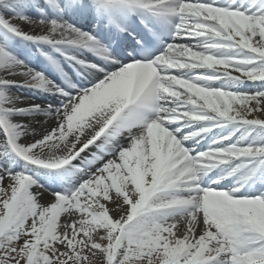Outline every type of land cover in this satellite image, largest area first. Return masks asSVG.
Here are the masks:
<instances>
[{"label":"snow or ice","instance_id":"1","mask_svg":"<svg viewBox=\"0 0 264 264\" xmlns=\"http://www.w3.org/2000/svg\"><path fill=\"white\" fill-rule=\"evenodd\" d=\"M0 264H264V0H0Z\"/></svg>","mask_w":264,"mask_h":264}]
</instances>
